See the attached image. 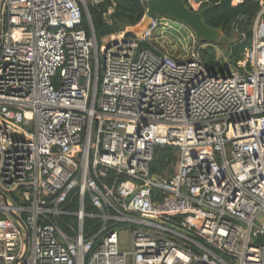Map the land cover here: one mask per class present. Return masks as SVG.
<instances>
[{
    "label": "built area",
    "instance_id": "2783aa9c",
    "mask_svg": "<svg viewBox=\"0 0 264 264\" xmlns=\"http://www.w3.org/2000/svg\"><path fill=\"white\" fill-rule=\"evenodd\" d=\"M255 1L251 45L221 78L203 45L179 59L152 44L161 17L98 47L83 0H0V264H264ZM159 147L176 149L161 175Z\"/></svg>",
    "mask_w": 264,
    "mask_h": 264
},
{
    "label": "trees",
    "instance_id": "16d2710c",
    "mask_svg": "<svg viewBox=\"0 0 264 264\" xmlns=\"http://www.w3.org/2000/svg\"><path fill=\"white\" fill-rule=\"evenodd\" d=\"M193 1L203 2L202 7H211V10L204 14L203 21L212 29L222 30L225 40L228 41L226 48L222 46V40L217 45L199 43L200 47L203 45L198 50L201 64L214 75L236 68L237 63L243 60L245 52L251 45L255 21L261 11L259 3L255 0H248L239 5H232V0ZM85 5L98 47L102 44V39L123 33L127 28L136 26L143 19L146 11L143 0H86ZM82 19L81 28L90 38V23L83 11ZM262 22L264 23V18ZM126 35L131 36L128 33ZM217 49L222 51L223 56L217 55ZM100 78L101 71L98 73V79ZM175 161V148H156L151 171L161 175L165 170L172 169ZM84 208L85 212L91 210L88 205ZM62 220L71 221L72 219L63 217ZM89 223L86 222V225ZM255 243L264 244V235L258 237Z\"/></svg>",
    "mask_w": 264,
    "mask_h": 264
},
{
    "label": "water",
    "instance_id": "95a60500",
    "mask_svg": "<svg viewBox=\"0 0 264 264\" xmlns=\"http://www.w3.org/2000/svg\"><path fill=\"white\" fill-rule=\"evenodd\" d=\"M145 4L146 11L143 19L139 22L138 26L127 32L128 34L142 36L144 32L151 26L152 20L156 17H161L173 20L185 26L191 32L196 44L202 42L204 44L217 45L224 37L222 30L212 29L203 21L204 14L211 10L210 6L203 7L198 12H195L186 5L185 0H146ZM82 6L83 12L89 20L85 3ZM89 23L91 27V37L95 41L90 20ZM136 28H138V30H136ZM140 46L148 48L154 55H159L157 51L153 50L145 43H141ZM229 75L230 71L227 70L225 73L220 74V77L225 78ZM1 196L3 201H5V196L2 194ZM13 219H15L16 222H18V224L24 229L23 223L18 217L14 216Z\"/></svg>",
    "mask_w": 264,
    "mask_h": 264
},
{
    "label": "rangeland",
    "instance_id": "374dc122",
    "mask_svg": "<svg viewBox=\"0 0 264 264\" xmlns=\"http://www.w3.org/2000/svg\"><path fill=\"white\" fill-rule=\"evenodd\" d=\"M83 2L86 3V0H83ZM138 24L136 26H138ZM136 26L127 28L125 32L133 30ZM151 34L152 44L159 48L162 52L175 58H189L195 54L197 49V45H194V37L191 32L185 26L170 19L160 18L156 27L151 31ZM106 39H108V37L102 39L101 43ZM227 45L228 41L223 37L222 46L226 48ZM217 55L223 56L222 51L217 49ZM99 58L100 60L102 59V49H100ZM127 238L128 234H124L125 241H127Z\"/></svg>",
    "mask_w": 264,
    "mask_h": 264
},
{
    "label": "clouds",
    "instance_id": "9594fccd",
    "mask_svg": "<svg viewBox=\"0 0 264 264\" xmlns=\"http://www.w3.org/2000/svg\"><path fill=\"white\" fill-rule=\"evenodd\" d=\"M264 24V23H263ZM127 33V32H126ZM198 45H199V43H198ZM231 70H233V69H231ZM230 71V70H229Z\"/></svg>",
    "mask_w": 264,
    "mask_h": 264
},
{
    "label": "bare ground",
    "instance_id": "6f19581e",
    "mask_svg": "<svg viewBox=\"0 0 264 264\" xmlns=\"http://www.w3.org/2000/svg\"><path fill=\"white\" fill-rule=\"evenodd\" d=\"M256 22V21H255ZM136 30H138V28H136Z\"/></svg>",
    "mask_w": 264,
    "mask_h": 264
}]
</instances>
